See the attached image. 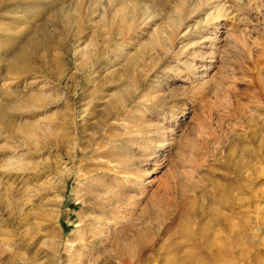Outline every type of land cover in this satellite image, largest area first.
I'll return each instance as SVG.
<instances>
[{"label": "rangeland", "instance_id": "obj_1", "mask_svg": "<svg viewBox=\"0 0 264 264\" xmlns=\"http://www.w3.org/2000/svg\"><path fill=\"white\" fill-rule=\"evenodd\" d=\"M0 264H264V0H0Z\"/></svg>", "mask_w": 264, "mask_h": 264}, {"label": "bare ground", "instance_id": "obj_2", "mask_svg": "<svg viewBox=\"0 0 264 264\" xmlns=\"http://www.w3.org/2000/svg\"><path fill=\"white\" fill-rule=\"evenodd\" d=\"M208 1V0H207ZM207 3V2H206ZM137 4V3H136ZM210 4H212V2L211 3H208L207 4V7L210 5ZM138 5V4H137ZM202 7H204V6H202ZM221 7V6H220ZM219 7V8H220ZM223 7V6H222ZM221 7V8H222ZM209 8V7H208ZM224 9V8H223ZM217 10H220V9H217ZM216 10V11H217ZM222 12V10L221 11H219V13L217 14V15H215V14H213V13H211V14H209L208 15V20H209V24L207 23V25L208 26H213V25H215L218 21H219V19H221V13ZM225 14H226V12L225 11H223ZM202 13H205V14H207L208 12L207 11H205L204 9L202 10ZM221 13V14H220ZM141 14V12H140V10L138 9V7L137 8H135V10H134V15H133V22L131 23V25H133L134 24V22L137 20V17H138V15H140ZM228 14V13H227ZM197 15V14H196ZM215 15V16H214ZM180 19H178V20H176V21H174L173 23H172V28H170L171 30L170 31H168L167 33L166 32H163V31H160V32H158L157 30H156V35H155V37H154V39L157 41V42H160V44H161V46H162V50H163V54H164V60H166V61H168V60H170V59H174V57L175 56H177V55H179V52L178 51H176V49L183 43V41L184 40H186L187 39V37H188V35H189V33L188 32H190V31H188V30H186V28H187V26L183 23V20H182V18L181 17H179ZM205 21H206V19H205ZM130 25V26H131ZM130 26H128V27H130ZM199 26V25H198ZM195 28H197V27H195ZM127 29L128 28H121L120 29V31L118 32V35L120 36V37H124V36H126V34H125V32L127 31ZM129 29H131V28H129ZM137 28L135 27L134 29H133V32L135 33L137 30H136ZM189 29V28H188ZM136 30V31H135ZM169 30V29H168ZM190 30V29H189ZM193 31V30H192ZM191 31V32H192ZM197 31V30H196ZM165 35H166V38H165ZM162 36H164V39H165V41H164V43H163V41L161 42V39H162ZM125 42H126V40H125ZM127 43V42H126ZM126 43H123V44H126ZM124 47L125 46H123V47H121L120 49H119V51H121L122 53L123 52H125L126 51V49H124ZM182 47V46H181ZM180 48V47H179ZM182 51V50H181ZM209 55H211V54H209ZM180 57V56H179ZM212 58H215V55H212ZM163 62V61H162ZM168 62H170V61H168ZM167 62V63H168ZM186 64H188V63H186ZM190 65V64H189ZM187 66V65H186ZM189 67V66H188ZM187 67V68H188ZM195 67V66H194ZM168 68V67H167ZM190 68V67H189ZM188 68V69H189ZM130 112V111H129ZM58 146H61V143L60 142H58ZM11 164H13V163H11ZM19 165V164H18ZM19 167H21L22 168V166H19ZM72 171V170H71ZM71 171H68V172H71ZM72 173H73V171H72ZM71 175V174H70ZM117 178V177H116ZM68 179H69V176H68ZM68 179H67V181H68ZM109 192V191H108ZM112 192V191H111ZM58 197V196H57ZM62 198V197H61ZM60 198V199H61ZM84 198H86V197H84ZM60 199H58L59 201L57 202V200L55 201L54 200V204L56 205V207H58V208H61V204H62V200L60 201ZM56 202V203H55ZM59 211V210H58ZM59 221V217H58V219H57V222ZM99 232H100V230H98V228H97V231L96 232H94V234H99Z\"/></svg>", "mask_w": 264, "mask_h": 264}]
</instances>
